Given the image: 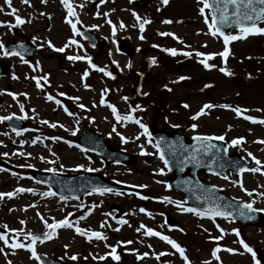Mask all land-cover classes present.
Returning a JSON list of instances; mask_svg holds the SVG:
<instances>
[{
  "label": "rangeland",
  "instance_id": "1",
  "mask_svg": "<svg viewBox=\"0 0 264 264\" xmlns=\"http://www.w3.org/2000/svg\"><path fill=\"white\" fill-rule=\"evenodd\" d=\"M70 2L73 3L83 25L91 24V18H87L86 13H97L99 18L105 19V23L100 19L92 20L101 24L103 34L110 37L106 48L88 47L83 44L84 41L74 37L71 39H75L79 46L72 45L71 51L59 53L47 47V41H51L54 47L63 46L69 40L67 35L71 34V27L66 23L67 12L60 0H47L44 4L40 0H29V4L23 3L22 0H11L12 7L18 10L17 14L30 22L20 25L17 30L0 26V42H10L15 38V31H22L32 40L35 37L34 41L38 46L35 57L28 60V64L23 63L19 57L4 56L0 53V59L7 61L10 67L7 76L0 78V116L15 114L17 117H27L25 128L19 136L6 125V121L0 122V159L19 167L15 172L4 169L0 171V193L12 192L19 187L34 190L1 199L0 227L6 226L8 230L24 228L33 234L43 233L46 229L37 216L39 212L48 223H52L53 219L58 221L67 217L75 226L100 231L107 237L106 240H97L95 237L88 240L75 233L74 228H60L52 239L42 244L37 242L35 245L38 254L59 257L70 264H183L179 254L166 242L158 237L144 236L143 230L138 232L137 228L141 224L177 241L185 248L191 264H203L205 260L210 264H253L251 254L244 252L238 243L240 239L253 248L257 259L264 264V224L241 226L229 217H215L213 222L207 215L200 217L182 211L175 204L163 202L162 198L165 196L174 201L184 200V196L169 185L172 174L167 169L165 174H159L158 170L164 168V164L157 149L149 142V135H143V130L136 123L118 122L108 107L111 104L121 116L131 114L146 125L147 121L154 124L156 115L153 106L167 105L163 107V115L172 110L176 111V105L185 102L189 108H179L182 118L180 126L187 127L191 133L224 135L229 138V142L243 137L242 144L231 148L237 149L244 159L254 161L248 155L251 153L262 162L261 165H256L261 171H245L238 180L228 177L213 183L244 202L254 201L253 206L256 209H264V195H261L264 193V144L256 142L264 140V125L243 118L247 115L257 120L264 119V35H249L245 39L230 42L226 62L216 56L207 61L216 67L205 69L198 62L203 57H196L194 53H219L224 44L222 38L205 34L208 28L198 12L200 5L197 0H169L167 5H162L161 0H104L102 5L100 0ZM95 2H99V7L94 6ZM81 4L83 7H75ZM0 8L4 9L0 12V22L14 24V15L8 14L11 9L4 0H0ZM112 9L116 13L106 17L104 14H108ZM133 12L150 21L145 25L142 34ZM41 13L45 15L38 18ZM48 15L51 17L50 27L46 25ZM109 20L117 25L115 38L110 35L112 25L107 22ZM164 20H171L173 23L165 24L162 22ZM120 22L126 26L124 29L119 28ZM258 26L264 27V21ZM161 32H171L183 43L172 37L159 35ZM236 32L238 30L233 34ZM140 35H143V40L139 39ZM120 41H126L134 48L132 61L118 52ZM167 48L189 51L193 55L191 58L183 55L171 56L161 50ZM68 55L91 57L92 63L104 67L111 75L105 76L90 69L87 59L80 60V63L69 61L66 58ZM153 57L156 59L154 65L150 63ZM70 62L72 65L77 64L78 68L75 69ZM37 63L39 68L33 71L30 65L35 66ZM129 64L131 67L127 66ZM220 67H226L232 75H224L219 71ZM86 70L89 75L82 79ZM45 74L48 75V83L41 81L42 87L38 89L31 77ZM13 76L17 79H13ZM180 76L189 79L174 83ZM85 84L88 85L87 88ZM205 84L212 87L204 88ZM105 89L107 91H104ZM9 92L25 93L26 97L17 95L16 100H13L12 96L8 95ZM60 93L64 95L61 96ZM47 95H52L54 100L48 101ZM102 95L105 101L103 105L100 104ZM55 99H59L61 103L56 104ZM206 103L228 104L248 111L237 117L231 109L214 107L205 110L207 115L200 116L196 121L191 120V116ZM20 104L24 105L23 112L20 111ZM78 104L85 107L79 108ZM65 107L73 115H68L63 110ZM41 120H47L49 124H41ZM176 120L172 119L171 123ZM53 123L57 125L54 128L49 126ZM193 123L198 125L195 130L191 128ZM113 127L116 132L112 131ZM86 128H93L105 136L112 146L126 150L133 155V161L125 165H106L98 155L81 151L75 141ZM117 133L124 136L127 142L122 143ZM37 136L40 140L33 144L32 140ZM137 136L139 139H136ZM53 137L59 139H52ZM141 146L145 154H141ZM3 153L8 155L4 156ZM80 165L83 167H78ZM34 168H51L56 172L66 173L96 169V172L115 181L138 187L146 185L139 187L146 198L115 190L104 195L92 192L81 200H61V196L57 194L44 196L43 193L54 191L31 177L30 170ZM235 181L239 183H234ZM240 183L245 190L253 193L252 196L241 190ZM113 206L123 211L118 218L111 216L110 209ZM141 208L152 215L140 212ZM261 213L264 215V211ZM82 215L86 217L83 220L80 219ZM167 218L173 220L174 226L166 223ZM20 220L26 221L25 225H21ZM120 220H126L128 223L120 224ZM102 223L106 224L103 228L100 227ZM217 225L225 233L220 240L212 239L221 235ZM233 229L240 233L239 237ZM127 241L132 243L128 244ZM217 246L221 248L218 253L220 261L210 255ZM0 247L4 248V253H0V264H7L8 261L12 264H40L30 258L27 250L8 249L2 241ZM112 247H116L118 255H124L123 259L113 261L111 256L107 255ZM225 248L236 251L229 253L223 250ZM146 252L149 254L147 257L137 259V255L142 256ZM161 252L172 254L157 259L154 254ZM74 254L77 255V260L68 259ZM100 256H105V259H99Z\"/></svg>",
  "mask_w": 264,
  "mask_h": 264
},
{
  "label": "snow or ice",
  "instance_id": "2",
  "mask_svg": "<svg viewBox=\"0 0 264 264\" xmlns=\"http://www.w3.org/2000/svg\"><path fill=\"white\" fill-rule=\"evenodd\" d=\"M4 2L11 9V12L8 14L14 15V25L13 24H6L4 22H0V26L9 27V30H11V27H18V26H20L26 22H30V21H25V19H23L21 16H19L17 14L18 10L16 8L12 7L11 0H4ZM22 2L25 4H29V0H22ZM40 2L42 4H44V3H47V0H40ZM100 2L103 3L104 0H100ZM60 3L63 5L64 9H66V12H67L66 23H68L70 25L73 36L81 35L82 33L77 28V25L80 24V20L78 18V13L74 10L73 3H71L70 0H60ZM168 3H169V0H161L162 5H167ZM197 3H198V5H200L198 8V12H199L200 16L203 18V21L208 28V32L205 34L211 35L212 37L222 38L223 44H224L223 50L219 53L205 54V53H202L199 51H196L194 53V55L196 57H203V59H200L198 62L201 63L205 69H211V68L216 67L215 64H211V63L207 62V61L213 60L216 56L221 57L223 59V61L226 62V60L229 56V47L228 46H229L230 42L245 39L249 35H264V27L258 26V22L264 21V0H197ZM75 7H83V5L82 4L76 5ZM157 10H159V9H157ZM3 11H4V9L0 8V12H3ZM41 15H45V14L41 13ZM104 15L107 16L108 14L105 13ZM132 15L135 17L136 22L139 25V32L142 34L145 31V25L149 24L150 21L147 19L141 18L135 12H133ZM67 17H73V18H75V20L68 19ZM107 22L110 25H112L111 32H112V36L115 37L116 31H117V25L112 24L111 20H109ZM162 22L165 24L173 23V21H171V20H164ZM91 27L96 28L97 26L92 25ZM125 27L126 26L124 25L123 22L119 23L120 29H124ZM237 29H238V32H236V34H233V32H235ZM159 35L169 36V37H172L173 39L179 40V38L176 37L171 32H161V33H159ZM35 39L36 38L33 37V40H35ZM139 39L143 40L144 39L143 35H140ZM179 42L183 43L182 40H179ZM113 43H115V40H113ZM46 45L48 48L53 49L54 51L59 52V53H64L65 49L71 47L72 45L79 46L78 42L75 39H71V38L61 47H54V45L52 44L51 41H47ZM41 46H43V45H41ZM152 47H158V46L152 45ZM204 47H206V45H204ZM161 50L167 52L171 56L183 55L186 58H191V56L193 55L192 52L178 51L175 48H167V49H161ZM27 51H28V49L25 48L23 44H20L18 46V48L8 49L3 42H0V53H2L4 56H18L20 58V60L25 64L29 63V61L26 60L25 56H24V53H27ZM66 58L69 61H78V60H82V59H87L89 62L90 69H94L95 71L101 72L105 76L111 75V73L105 71L104 67H98L96 64L92 63L91 57H85V56H81V55H68ZM150 63L152 65L156 64V59L154 57L151 58ZM127 66L131 67V64H129ZM30 67H32L33 71H36L39 68V64L37 63L35 66L30 65ZM219 71L222 72L226 76L232 75V73L226 67H220ZM88 75H89V71L86 70L83 73L82 79L84 77H87ZM26 78H28V77H26ZM13 79H17V77L13 76ZM31 79H33L35 81L36 87L38 89H40L42 87L41 81H44L45 84L48 83V75H46V74L39 76V77L33 76V77H31ZM186 79H189V77L180 76V77H178L177 81H174V83H176L178 81H183ZM85 87L87 88L88 85L85 84ZM209 87H212V85H210V84L204 85V88H209ZM170 90L171 89H169V91ZM104 91H107V89H105ZM8 95L12 96L13 100H16L17 95H25V97H26L25 93L13 94V93L9 92ZM59 95L63 96L64 93H60ZM145 95H147V94L145 93ZM46 98L48 101L54 100V97L52 95H47ZM69 99L78 100L79 98L78 97L77 98L69 97ZM123 99H127V98H123ZM55 103L60 104L61 101L59 99H55ZM104 103H105V101H104L103 95H102L101 100H100V104L103 105ZM19 107H20V111L23 112L24 111V105L20 104ZM77 107L84 108L85 106L83 104H78ZM108 107L111 109L112 114L114 115L115 119L118 122L130 121V122L136 123L143 130L142 134L145 136H148V128L144 123L135 119L131 114L121 116L118 113L117 108L111 104H109ZM183 107L185 109H187V108H189V105L184 104ZM214 107H219L222 109H231V111H233L237 117L241 116L243 112L248 111L247 109H241L240 107H232L231 105H228V104L214 105L211 103H206L194 115L191 116V120L196 121L200 116L207 115V112L205 110L206 109L210 110ZM63 110L68 115H70V116L73 115V113L69 112L66 107ZM257 111H259V109H257ZM14 117H15V114L0 116V122L12 120ZM16 118L25 119L27 117L21 116V117H16ZM243 118L245 120L251 121L252 123H259V124L264 125V119L257 120L254 117L247 116V115H245ZM40 123L45 124V125L49 124V122L47 120H41ZM49 126L54 128L57 125L55 123H53V124H50ZM61 127H63V126L61 125ZM197 127H198V125L196 123L191 124V128L193 130H195ZM229 128H230V126H229ZM13 131L15 132V134L17 136H19V135H21L22 130H18L14 127ZM112 131L116 132V128L113 127ZM74 134H75V132L73 131V135ZM4 135H7V133H4ZM117 135L120 136L122 143L127 142V139L124 136L120 135V133H117ZM52 139H59V138L53 137ZM136 139H139V136H137ZM192 139L197 142L196 146H193L191 149L184 148L183 154H177L175 152L172 153L173 159L176 160L177 162H179L180 164H184L186 162H193V163L199 164L202 162V159L204 157L208 156L209 153H212V156L209 158L212 159L213 163H215L217 153H220V152L226 153L227 152L226 148L225 149H219V148H216V146L214 144L208 143V141H211V140L223 141L225 139L224 135L215 136V137L204 136V135H195V136H193ZM39 140H40V137L37 136L35 139L32 140V143L36 144ZM149 142L151 143L150 140H149ZM256 142L260 143V144H264V140H258ZM21 143H23V142H21ZM242 143H243V137L235 138V139H232L230 141L231 146H238ZM77 147H79V146H77ZM153 147H155L157 149V152L159 153V158L164 164V168H161L158 170L159 174L163 175V174H165V169H167L169 171L171 170V168L169 167L170 161H169V159L165 158V152L160 149L159 143L154 144ZM170 147H174V146L170 145ZM213 149H215V152H213ZM81 151H85V149H81ZM19 154L24 155V153H19ZM141 154H145L143 152V146H141ZM3 155L7 156L8 154L3 153ZM248 155L250 157H252V159L255 161L256 165H261L262 162L260 160L256 159L254 156H252L251 153H248ZM54 162L55 161H50V163H54ZM28 167H32V166L28 165ZM61 167H63V166H61ZM78 167L82 168L83 165H80ZM221 167H223V165H221ZM86 170L87 171H96V169H86ZM181 170H183V169H181ZM0 171H3V169H0ZM47 171L53 172L54 169L49 168V169H47ZM245 171H250L252 173H256V172H260L261 168L260 167H252V168L240 167L239 168L240 173H243ZM262 174H264V173H262ZM223 178L228 179L227 176H224ZM158 183H159V181H158ZM234 183H239V181H235ZM239 186L241 187V190L246 191V194L248 196H252L253 193L245 190L243 188L242 183H240ZM139 187L143 188V187H146V185H140ZM93 191L100 194V195H104L105 193L112 192L113 189L107 188V187H97V188H94ZM22 192H34V190L31 188L19 187V188H16L12 192L0 193V199H3L4 197L12 198L16 193H22ZM42 195H44V196H55L56 193L52 192V191H48V192L43 193ZM261 195H264V193H262ZM141 198H146V197H141ZM60 199L64 200V199H66V197L61 196ZM198 199H200V198L198 197ZM202 199L205 202L211 203L214 206L208 207L207 209H204V210H201L198 208H192V207H185L182 202L174 201L170 197H167V196L163 197L162 201L169 203V204H175L176 207L180 208L182 211L194 213L200 217H204L207 215L210 219H213V222H214L215 217L228 218V217L233 215V213L230 211L222 210L225 208H232L233 205L232 204L224 205V204L217 203L213 199V194L211 193V190H207V194ZM253 203H254V201L253 202H240L236 206V210H237L238 214L241 217L247 216V218L251 219L252 217L248 216V213H255L257 211H264V209L254 208ZM30 206L35 207V205H30ZM245 210H247V211H245ZM139 211L142 213H146V210L143 208L139 209ZM146 214L149 216L152 215L151 213H146ZM37 216L42 221L44 228L46 229V231H44L42 234H39V235L33 234L31 231H25L24 228L9 229L7 231L9 233H12L13 235L8 236L6 234L0 233V241H2L3 244L8 249H12V250L24 249V250H27L30 253V258L37 260V261H40L42 259V257L37 253L35 245L37 244V242L42 244L45 241L52 239L54 237V235L56 234V230L60 229V228H74L75 233L86 237L88 240H91L93 237H95L97 240H106L107 239V237L100 231H94L91 229H83L79 226H75L72 222H70L68 220L67 217L60 219L58 221L53 219L52 223H48V221L45 220L44 217L39 212L37 213ZM85 218L86 217L83 215L80 217L81 220H83ZM19 223L21 225H25L26 221L20 220ZM118 223L127 224L128 222L126 220H120V221H118ZM105 226H106V224H104V223H102L100 225L101 228H103ZM5 228H6V226H5ZM217 228L219 229V225H217ZM114 230L118 231L119 229H114ZM141 230H143L144 236L158 237L161 241H164L168 245H170L171 248L175 250V253L179 254L181 259L183 260V264H191L189 257L186 255L185 248L182 247L177 241H175L174 239L170 238L167 235H163L159 231H155L152 228L146 227L143 224H141L137 228L138 232H140ZM219 230H220L221 235L218 237H214L212 239H214V240L222 239V237L225 233H224L223 229H219ZM232 231L237 235V237H239L240 233L236 229H233ZM21 237H23V238L21 239ZM25 241H27V242H25ZM126 243L130 244V243H132V241H127ZM238 243L240 244V246L244 250V252L251 254L253 264H261V261L259 259H257L256 252L253 250L252 247H250L247 243H245V241L243 239L238 240ZM65 247H67V246H65ZM149 247H151V246L149 245ZM223 250L227 251L229 253H233L236 251L235 249H231V248H225ZM220 251H221V248L219 246L213 248V250L210 253L211 257H213L216 261H220V257L218 256V253ZM0 253H4L3 247H0ZM169 254H172V253L161 252L159 254H154V255H156L157 259H159V257L169 255ZM5 255H6V253H5ZM107 255L111 256V259L113 261H119L120 260V256L117 254L116 247H112L110 253H108ZM148 255L149 254L147 252L143 253L142 256L137 255V259L147 257ZM93 258L96 259V257H93ZM68 259L75 261V260H77V255L74 254L72 256H69ZM99 259L103 260V259H105V256H100ZM7 264H12V262L8 261ZM203 264H210V262L208 260H205L203 262Z\"/></svg>",
  "mask_w": 264,
  "mask_h": 264
},
{
  "label": "water",
  "instance_id": "3",
  "mask_svg": "<svg viewBox=\"0 0 264 264\" xmlns=\"http://www.w3.org/2000/svg\"><path fill=\"white\" fill-rule=\"evenodd\" d=\"M82 35L89 41L92 46L99 45L103 47L106 45L107 39L97 36L90 30L83 29ZM20 44H23L24 47L28 49L27 53H24V56H26L27 58H31L35 52V47L32 45L31 41H16L5 46L8 49H12L18 48ZM119 49L121 52L128 54L129 58L132 59V50L124 43L120 45ZM7 70L8 64L5 61H0V76L6 75ZM7 125L20 130L24 127V120L14 117L12 120L7 121ZM151 133L155 138L156 143L160 144V149L165 152V158L169 159L170 161V171L174 173L170 184L177 190L182 191L185 194L186 202H182L184 206L198 208L201 210L214 206L202 199L207 194V190H211L213 199L217 203L224 205H233L232 208H225L222 210L232 212L233 215L230 217L238 220L242 225H246L248 223L253 225L264 224V217L259 211L255 213H248V216L252 217L251 219L247 218V216L241 217L236 210V206L241 201L229 198L221 191V189L216 186L210 185L209 183L199 179L198 177V173L201 169L215 174H223L228 167H232L231 164H234L235 160L230 161V158L227 157L225 152H220L216 154L215 163H213L212 159L209 158L212 156V153H209L208 156L204 157L202 159V162L199 164L193 162L180 164L173 159L172 153L175 152L177 154H183L184 148L191 149L193 146H196L197 142L195 141V144H191L190 142H186L181 136L165 134L162 131L154 128H151ZM79 143L84 147L98 153L102 157L103 161L107 164L114 162L130 163L132 161V157L124 151L109 147L106 143L105 138L99 135L94 130L87 129L84 132V135L80 138ZM208 143L214 144L216 148L225 149V146L220 142L211 140L208 141ZM170 145L174 147H170ZM213 152H215V149H213ZM221 165H223V167H221ZM0 167L6 168L11 171L17 169V167L10 165L3 160H0ZM239 168L237 169L236 174L240 173ZM245 168H247V166ZM31 174L39 182L47 184L48 186L52 187L56 191V193L71 200H80L87 193L93 191V189L97 187H107L113 190L131 191L139 194L141 193V190L135 186H130L124 183L113 181L105 177L103 174L93 171L66 174L60 172L40 171L32 169ZM198 197L200 199H198ZM111 213L113 216L118 217L119 215H121L122 209L113 206L111 207ZM170 222L172 223V220H170ZM0 231L5 232L3 229H0ZM40 256L42 257L41 262L43 264H67L60 258H49L46 255ZM120 257L123 258V255H121Z\"/></svg>",
  "mask_w": 264,
  "mask_h": 264
},
{
  "label": "flooded vegetation",
  "instance_id": "4",
  "mask_svg": "<svg viewBox=\"0 0 264 264\" xmlns=\"http://www.w3.org/2000/svg\"><path fill=\"white\" fill-rule=\"evenodd\" d=\"M143 2H146V0H142ZM101 5H102V3H100ZM99 2H95V4H94V6L95 7H99ZM115 10H116V8H115ZM115 10H109L108 11V15L109 14H112V13H116V11ZM90 15H93V14H90V13H86V17L87 18H91V24H89V25H86V26H88L91 30H93V31H95L98 35H104L105 36V34H103V31H102V29L100 28V26H101V24H97V22L96 21H94V20H92V19H100L101 20V22L102 23H105V19L102 17V18H99L98 17V14L97 13H94V15H93V17H91ZM107 15V16H108ZM42 16L43 15H38V18H42ZM106 16V17H107ZM51 18V17H50ZM50 18H49V15L47 16V20H46V25L48 26V27H50L51 26V20H50ZM73 18V17H72ZM78 18H79V20H80V24H78L77 25V28H78V30L80 31V29L82 28V20H81V18L78 16ZM73 20H75V18H73ZM41 22V21H40ZM92 25H96L97 27L96 28H92L91 26ZM20 26H18V28H19ZM17 28V29H18ZM16 29V30H17ZM15 30V29H14ZM14 33H16V35H15V38L14 39H20V40H25V39H31V38H29V37H27L26 35H25V33L24 32H14ZM69 33H71L70 34V36H69V34L67 35L68 36V38L67 39H70V38H72V37H74V38H79V39H81L82 40V42L84 41V38L81 36V35H78V36H73V33H72V31H71V29L69 30ZM110 35H112V33L110 34ZM108 39H110V37L109 36H106ZM42 38V37H41ZM115 38V37H114ZM83 44L85 45H87L88 47H91V46H89V44L88 43H85V41L83 42ZM83 47V46H82ZM38 49V48H37ZM71 51V49H70V47L69 48H67V49H65V52H67V51ZM64 52V53H65ZM76 62H78V63H80L81 61L80 60H78V61H76ZM70 65L71 66H74L75 67V69H77L78 67H77V64H73L72 65V63L70 62ZM184 104H186L185 102L184 103H180V104H177L176 106H177V110L176 111H174V110H172V112H167V113H165V114H163L162 115V113H163V111H164V109L165 108H163V107H166L167 105H160V106H162V107H159L158 108V112H157V114H156V118L154 119V125H155V127H157V128H160V129H162L165 133H168V134H173V133H178V134H181L184 138H185V140H188L189 142H191V141H193V136H195V135H204V136H213V135H211V134H207V133H203V134H201V133H199V134H197V133H195V132H190V130H188V128L187 127H182V126H180V125H182V124H180L181 123V121H182V118L180 117V112H179V108H182V109H185L184 107H183V105ZM188 109V108H187ZM177 119L176 121H173L174 123H171V120L172 119ZM148 121H147V123H146V126H147V128H148ZM148 133H149V135H150V140L152 141V143L153 144H155L154 143V140L152 139V137H151V134H150V132H149V130H148ZM213 137H215V136H213ZM224 142H225V144H226V147H227V153H228V155L229 156H233L235 153H237V154H239V155H241L240 154V152L237 150V149H232L231 147V144H230V142H229V138H226L225 137V139L223 140ZM110 143V142H109ZM242 156V155H241ZM248 161H251V162H254V161H252V160H249L248 159ZM255 163V162H254ZM231 166H233V164H231ZM255 167H256V163H255ZM241 175L242 174H240L239 176H237V177H235L234 175H233V171L231 170V168L230 169H228V170H226L225 171V173L224 174H222V175H214V174H211V173H206V172H204V171H202L201 172V177H203L204 179H206V180H208L209 182H215L216 180H218V179H224L223 177L224 176H227V177H229V178H231V179H233V180H238L240 177H241ZM224 189V188H223ZM224 191H225V189H224ZM226 193H228L227 191H225ZM229 194V193H228ZM232 196V195H231Z\"/></svg>",
  "mask_w": 264,
  "mask_h": 264
}]
</instances>
